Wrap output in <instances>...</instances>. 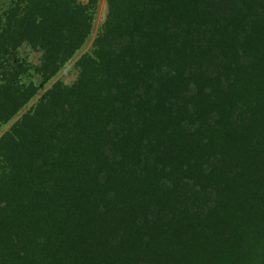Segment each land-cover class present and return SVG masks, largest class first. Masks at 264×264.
<instances>
[{
	"label": "trees",
	"instance_id": "16d2710c",
	"mask_svg": "<svg viewBox=\"0 0 264 264\" xmlns=\"http://www.w3.org/2000/svg\"><path fill=\"white\" fill-rule=\"evenodd\" d=\"M90 54L0 135V264H264V0H106ZM95 0H11L0 126Z\"/></svg>",
	"mask_w": 264,
	"mask_h": 264
},
{
	"label": "rangeland",
	"instance_id": "374dc122",
	"mask_svg": "<svg viewBox=\"0 0 264 264\" xmlns=\"http://www.w3.org/2000/svg\"><path fill=\"white\" fill-rule=\"evenodd\" d=\"M11 0H0V15L8 7ZM80 4L86 5L88 0H77ZM107 14V3L106 0H95V5L92 10L90 31L89 34L81 46V48L72 56V58L58 71V73L50 80L44 81L37 74L35 68L39 65L38 53H34L27 46H21L18 49V57L29 65V70L23 75L26 82H31L36 87V94L33 99L15 116L7 125L0 126V135L6 131L10 125L16 120L21 114L26 112L55 82H60L63 85H71L77 75L78 68L76 62L78 59L85 54H90L93 49V41L96 36L100 33L102 25L105 21Z\"/></svg>",
	"mask_w": 264,
	"mask_h": 264
}]
</instances>
